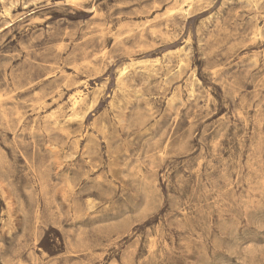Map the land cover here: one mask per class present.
<instances>
[{"label":"rangeland","instance_id":"374dc122","mask_svg":"<svg viewBox=\"0 0 264 264\" xmlns=\"http://www.w3.org/2000/svg\"><path fill=\"white\" fill-rule=\"evenodd\" d=\"M263 21L0 0V264H264Z\"/></svg>","mask_w":264,"mask_h":264},{"label":"bare ground","instance_id":"6f19581e","mask_svg":"<svg viewBox=\"0 0 264 264\" xmlns=\"http://www.w3.org/2000/svg\"><path fill=\"white\" fill-rule=\"evenodd\" d=\"M264 22V21H263ZM259 37V36H258ZM156 61V60H155ZM137 65V64H136ZM189 75V74H188ZM190 86V85H189ZM189 94V93H188ZM83 99V98H82ZM97 103V102H96ZM75 108V107H74ZM74 112V111H73ZM76 113V112H75ZM53 115V114H52ZM73 118V117H72Z\"/></svg>","mask_w":264,"mask_h":264}]
</instances>
